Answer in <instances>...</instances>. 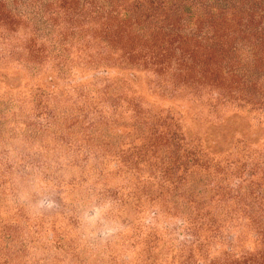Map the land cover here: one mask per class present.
I'll list each match as a JSON object with an SVG mask.
<instances>
[{
    "label": "trees",
    "instance_id": "1",
    "mask_svg": "<svg viewBox=\"0 0 264 264\" xmlns=\"http://www.w3.org/2000/svg\"><path fill=\"white\" fill-rule=\"evenodd\" d=\"M154 77L191 113L140 98V81L158 95ZM0 88V192L30 169L58 206L23 218V203H0V264H53L40 249L55 261L88 250L91 264H264V135L224 129L238 115L264 127V0H0ZM223 121L187 136L190 122ZM224 131L241 138L228 150ZM44 138L50 165L27 162L21 146ZM90 155L91 191L67 212L58 174ZM90 212V241L73 240L64 219Z\"/></svg>",
    "mask_w": 264,
    "mask_h": 264
},
{
    "label": "rangeland",
    "instance_id": "2",
    "mask_svg": "<svg viewBox=\"0 0 264 264\" xmlns=\"http://www.w3.org/2000/svg\"><path fill=\"white\" fill-rule=\"evenodd\" d=\"M49 68L47 70L50 71L49 74H47V76H51L52 75V71H56L55 66H51V65H46L45 69ZM78 68V67H77ZM75 68V69H77ZM75 72H71L69 73L71 77V74L74 75ZM77 74V79H79V76L81 75V79L84 82L83 87H90L91 86V78L85 76L86 73H84L83 71H79L76 72ZM85 74V75H83ZM88 74V73H87ZM68 77V78H69ZM140 79L142 77H139ZM140 79H138V82L140 81ZM160 79V78H159ZM162 80V79H160ZM163 81V80H162ZM137 82V81H136ZM135 82V83H136ZM163 84L161 81H158L157 77L152 78V81L150 83V89L155 88L156 91L158 92L157 96H150L148 95V88L145 85L144 81H140V83H138V87L137 89H139L140 91H138V95L140 98H145V101H148L149 103L155 105L153 107H155L156 111H170L171 114L173 115H177L180 111H183L184 113L190 114V109L188 107L185 108H181L179 107V102H181L180 100H177V103H174V96H176V94H172V99L171 102L169 103L168 101H165L166 99H169V95L167 93H164V99L161 97L163 95V91L164 90V85H161V89L160 86H158L157 84ZM80 87V86H79ZM82 87V86H81ZM149 87V86H148ZM167 87V86H166ZM1 89V88H0ZM60 90H63V87L60 88ZM152 92V90H151ZM4 92L1 91L0 92V96H3ZM15 93H20V92H15ZM176 93V92H173ZM65 94V93H64ZM147 94V95H146ZM145 96V97H144ZM202 99V98H201ZM154 100V102H153ZM57 108H63L64 106H61L60 104L56 105ZM249 117V115H247ZM247 116L244 115H238L235 117H232L231 119H226L227 123L224 127V129L226 128V126H229V123L233 124V128H238L239 130H242V133L245 134L246 138H254V137H258L260 135H264V127H258L257 123L255 121H252V119L249 117V119L247 118ZM225 121V122H226ZM187 123V122H186ZM207 122L203 123L206 124ZM223 122H221L219 125H209V126H204L201 124V129L197 132L195 129L199 128L198 127H194L192 125V123L190 122L189 124H186L187 126V136L188 137H195L197 136L198 138L203 137L207 131H209V128H213L216 126H220L221 124H223ZM11 131L13 132L14 128L11 127ZM21 133V132H20ZM20 135L24 136V133H21ZM32 134L29 133L26 136H31ZM224 135V140L227 142H224V148L227 147L226 150L231 149L232 146L235 144H237L239 142V140L241 139L240 136H238L239 134L236 133L235 136L230 139V134H226V132H223ZM34 139V137H31V139ZM47 138V137H46ZM44 138L42 140V142H37L36 143V149L37 150H33L30 149V147H24L21 146L20 151L29 159H27V162H36L37 164L41 165V167L43 166H48L50 165V158L48 157V154L51 153V149H52V145L55 142L51 143H47L45 141ZM84 144L86 145H91L87 142H85ZM38 147V148H37ZM85 148H87V146H85ZM16 149H18L16 147ZM89 149V148H88ZM84 151V149L82 150ZM58 156L57 153L54 154L52 158V162L57 163V159L56 157ZM91 155L87 157V159L84 158H77L75 160V164L74 166L68 165V168H63L62 171L58 174L60 175V179L61 181L65 184L66 186V192L64 193L63 197L66 196L67 198H63L62 201V205H64V209L69 210L70 207H75V209L77 207H83V202L82 201H86V190H89L91 188V179L87 178V173L88 170L91 169ZM53 164V163H52ZM22 167L24 166V163L21 165ZM37 169V171L42 172V169H38V168H34ZM24 173H27L26 180L25 182L22 180L18 181V184L15 186H10L11 181L14 182V180L12 179L11 181H9V185L4 189V193L0 192V203H5L3 205L7 206L10 205L11 209H14L13 205H16L17 203H23L24 207H25V212H23L22 217L26 218L28 216H32L35 217L36 215H38L40 218L45 217V215H41L44 213H48L51 210H55L56 208H58V206L55 204V202H48L50 201L52 198L49 197L48 195H40L37 190H35V187H31L30 188V183L32 180H36L33 174L32 170H25ZM45 174H42V176L40 177L41 181L42 180H47V178L45 177ZM37 181V180H36ZM41 187H45V185L42 182V185L40 183ZM80 186V187H78ZM83 186V188H82ZM16 189V190H13ZM72 189L76 190V192H74ZM91 191V190H89ZM2 193V194H1ZM73 201H76L77 204H71ZM74 205V206H73ZM60 209H63L60 206ZM65 211V213L67 214V212ZM78 211V210H77ZM96 212V211H95ZM78 213V212H77ZM96 214V213H94ZM95 217V216H94ZM96 218L98 219L97 215ZM96 218H94V220H96ZM22 221L24 222L25 220L22 219ZM64 222L66 224H68L67 227V231H69L72 235V239L75 240L79 237H82L83 241H87L89 242L91 239V226H93L94 224H96L95 221H93V219L91 218V212L90 213H84L83 215H78V218L72 219V221H69V218H65ZM92 230L98 235L101 236L103 238L106 237L105 233H108V235L110 233H113L114 230L111 227H94L92 228ZM85 234V236L83 235ZM107 235V236H108ZM83 244V243H82ZM84 254L81 255V257H77L75 255H63L60 259H58V261H55L57 259H55V254H58L56 252H47L45 250L40 249L38 252H36V257H37V262L39 260H43V258H47L50 262H52L53 264H91V254L88 250L83 252Z\"/></svg>",
    "mask_w": 264,
    "mask_h": 264
}]
</instances>
